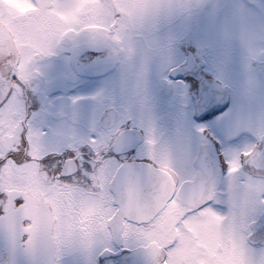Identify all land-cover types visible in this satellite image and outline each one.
Returning a JSON list of instances; mask_svg holds the SVG:
<instances>
[{
  "label": "snow or ice",
  "instance_id": "obj_1",
  "mask_svg": "<svg viewBox=\"0 0 264 264\" xmlns=\"http://www.w3.org/2000/svg\"><path fill=\"white\" fill-rule=\"evenodd\" d=\"M0 264H264V0L0 9Z\"/></svg>",
  "mask_w": 264,
  "mask_h": 264
},
{
  "label": "flooded vegetation",
  "instance_id": "obj_2",
  "mask_svg": "<svg viewBox=\"0 0 264 264\" xmlns=\"http://www.w3.org/2000/svg\"><path fill=\"white\" fill-rule=\"evenodd\" d=\"M10 2V0H0V8L3 9V14H6L8 13V8H7V3ZM12 4V3H11ZM18 8L20 9L21 6L18 5ZM90 56H95L97 55L96 52L94 51H90ZM89 55V54H88ZM99 77H93V78H90L89 79V82L86 84V85H81L79 87V89L77 88H69L67 90V94L68 95H75L77 94V92L81 93V94H88L92 91L93 87L96 85V83L99 81ZM230 105V101L226 102L225 104H222V105H217L215 106V112H216V115H220V113L222 111H226L228 106ZM203 115H207V113H204ZM212 119H214V117H212ZM207 121L203 120V119H197L196 120V123H206ZM236 143H239V141H237ZM222 160V157L220 158ZM222 170L226 171V167L225 166H222Z\"/></svg>",
  "mask_w": 264,
  "mask_h": 264
},
{
  "label": "rangeland",
  "instance_id": "obj_3",
  "mask_svg": "<svg viewBox=\"0 0 264 264\" xmlns=\"http://www.w3.org/2000/svg\"><path fill=\"white\" fill-rule=\"evenodd\" d=\"M12 3V4H11ZM1 5V3H0ZM18 5L21 6V0H10V2L7 3L8 13L7 15H12L15 13V11L18 8ZM1 9V8H0ZM90 55V53H88ZM94 56V55H93Z\"/></svg>",
  "mask_w": 264,
  "mask_h": 264
}]
</instances>
